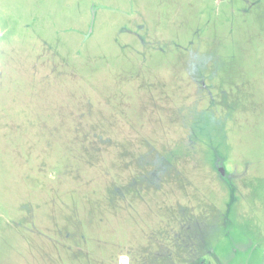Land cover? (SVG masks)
Here are the masks:
<instances>
[{"label":"rangeland","instance_id":"obj_1","mask_svg":"<svg viewBox=\"0 0 264 264\" xmlns=\"http://www.w3.org/2000/svg\"><path fill=\"white\" fill-rule=\"evenodd\" d=\"M0 264H264V0H0Z\"/></svg>","mask_w":264,"mask_h":264},{"label":"trees","instance_id":"obj_2","mask_svg":"<svg viewBox=\"0 0 264 264\" xmlns=\"http://www.w3.org/2000/svg\"><path fill=\"white\" fill-rule=\"evenodd\" d=\"M217 166L220 167V168H222V167H223V162H222L221 160H218V161H217ZM221 171H222V170H221ZM221 175H222L223 179H224L227 183L230 184V180H229V178H228L227 176H224V175H223V172H221Z\"/></svg>","mask_w":264,"mask_h":264}]
</instances>
